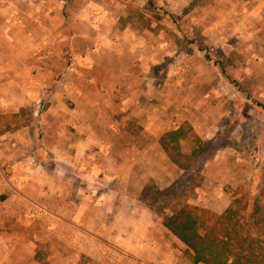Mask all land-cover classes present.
<instances>
[{
	"label": "crops",
	"instance_id": "obj_1",
	"mask_svg": "<svg viewBox=\"0 0 264 264\" xmlns=\"http://www.w3.org/2000/svg\"><path fill=\"white\" fill-rule=\"evenodd\" d=\"M197 1L0 0V264H205L144 195L186 173L185 125L216 135L225 78L201 51L175 60L158 17L135 19L243 8L264 29V0Z\"/></svg>",
	"mask_w": 264,
	"mask_h": 264
},
{
	"label": "rangeland",
	"instance_id": "obj_2",
	"mask_svg": "<svg viewBox=\"0 0 264 264\" xmlns=\"http://www.w3.org/2000/svg\"><path fill=\"white\" fill-rule=\"evenodd\" d=\"M157 1L149 0L148 5L157 7ZM231 1V4L238 2ZM197 4L204 5L203 0H198ZM164 5L161 6L160 14H144V19L137 15L135 21L143 23L144 20L150 24L152 16L158 17L163 27H168L164 30L166 36L176 40L173 45L177 53L175 60L199 51L200 44L207 46L206 51L201 53L204 56L205 53L212 56V60L207 62L208 65L221 74L225 66L232 77H224L225 80L221 78L222 84L225 85L220 87L222 93L210 101L213 105L220 104L225 107V116L218 121V125L230 116L239 118L240 121L236 126L228 127L234 136L233 143L224 147L210 142L214 136L202 139L195 130L193 132L190 125H185L188 138L175 141L173 147L179 161L189 166L190 174H184L187 183L179 181L171 190H161L157 184L151 183L144 196L155 202L157 211L163 217L171 214L172 208L184 203L207 206L222 212L231 198L227 189L243 185L257 192L258 187L264 184V29L261 28L262 23L257 25L243 12L244 9L240 8L226 18L221 14L199 13L194 16V19H197L195 22L189 21L185 14L177 15V33L171 32L165 22L172 19L165 14V10H169ZM221 16L222 18H219ZM217 18L220 21H217ZM204 22L211 25V28L205 30ZM168 60L163 61L157 68L161 78L157 77L156 81L162 84L163 75L169 66ZM242 114L245 115L244 118ZM234 119L231 118L230 124ZM177 138L179 139V136ZM217 154L224 159L220 163L222 165L206 166ZM221 177H225L227 181L219 182Z\"/></svg>",
	"mask_w": 264,
	"mask_h": 264
},
{
	"label": "trees",
	"instance_id": "obj_3",
	"mask_svg": "<svg viewBox=\"0 0 264 264\" xmlns=\"http://www.w3.org/2000/svg\"><path fill=\"white\" fill-rule=\"evenodd\" d=\"M165 14L176 22L169 11L165 10ZM206 47L200 44L199 51H206ZM205 57L212 60L209 53H205ZM222 74L232 78L225 66ZM231 118L234 119L230 116L219 124L210 142L222 147L233 143L234 136L228 127L236 126L240 119L230 124ZM166 148L171 153V148ZM187 168L185 176L190 174L189 166ZM184 178L182 176L179 181L185 182ZM227 191L231 194V202L222 212L184 203L163 217L164 225L191 249L195 263L264 264V184L257 192L243 185Z\"/></svg>",
	"mask_w": 264,
	"mask_h": 264
}]
</instances>
